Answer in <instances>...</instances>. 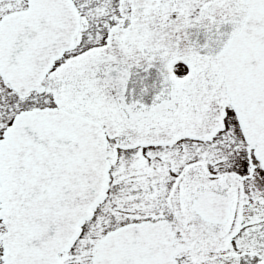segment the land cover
I'll list each match as a JSON object with an SVG mask.
<instances>
[{"label":"snow or ice","instance_id":"obj_1","mask_svg":"<svg viewBox=\"0 0 264 264\" xmlns=\"http://www.w3.org/2000/svg\"><path fill=\"white\" fill-rule=\"evenodd\" d=\"M0 264H264V0H0Z\"/></svg>","mask_w":264,"mask_h":264}]
</instances>
